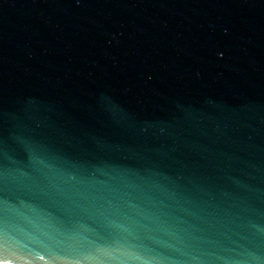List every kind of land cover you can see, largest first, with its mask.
<instances>
[{
	"label": "water",
	"instance_id": "1",
	"mask_svg": "<svg viewBox=\"0 0 264 264\" xmlns=\"http://www.w3.org/2000/svg\"><path fill=\"white\" fill-rule=\"evenodd\" d=\"M0 264H264V0H0Z\"/></svg>",
	"mask_w": 264,
	"mask_h": 264
}]
</instances>
